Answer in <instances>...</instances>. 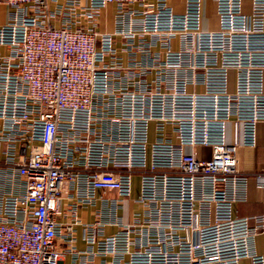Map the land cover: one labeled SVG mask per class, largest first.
<instances>
[{
  "label": "built area",
  "instance_id": "2783aa9c",
  "mask_svg": "<svg viewBox=\"0 0 264 264\" xmlns=\"http://www.w3.org/2000/svg\"><path fill=\"white\" fill-rule=\"evenodd\" d=\"M0 3V264H264V215L234 216L250 177L264 202V172L236 157L264 121V0ZM135 176L142 213L125 223ZM106 225L117 232L99 236Z\"/></svg>",
  "mask_w": 264,
  "mask_h": 264
},
{
  "label": "crops",
  "instance_id": "0c3cea01",
  "mask_svg": "<svg viewBox=\"0 0 264 264\" xmlns=\"http://www.w3.org/2000/svg\"><path fill=\"white\" fill-rule=\"evenodd\" d=\"M83 2L86 0H82ZM170 4L175 12H181L184 7V0H181V6L175 7L170 0ZM9 8L0 3V25L4 24L7 20ZM243 11L245 13L250 11V0H243ZM114 13V6L110 5L106 9L100 12L101 28L104 31H110L112 28V15ZM202 26L205 30H214L217 27L216 17L214 14L213 2L206 1L204 3ZM209 17V18H208ZM231 135L229 128L228 137ZM198 156L206 157L204 149L197 150ZM237 168L241 173L252 176L257 172H264V121H260L256 126V144L253 147H241L237 150ZM139 194V179L133 178L132 192L129 200H126L123 204V208L119 212L121 220L125 223H131L136 218L140 217L142 213V207L135 202ZM98 195H102V192H98ZM108 196L114 197V192L107 193ZM247 201L243 203H237L234 205V216L236 217H249L253 215H264V202L263 191L256 187L255 181L250 177L248 184V196ZM100 202L94 207L82 208L78 212V217L81 223L89 224L94 223L95 215L94 211L99 209ZM117 226L106 225L99 231V236H110L116 233ZM74 247L77 251L83 252L86 250V244L83 240V228L79 225L76 227ZM255 246L258 253L264 256V232L257 235L255 240ZM63 251L65 246H62ZM110 257H95L91 264H106L110 262ZM59 264H87L85 257L79 258L76 261L73 260L71 254L64 252L61 256ZM242 264H248L246 260Z\"/></svg>",
  "mask_w": 264,
  "mask_h": 264
},
{
  "label": "rangeland",
  "instance_id": "374dc122",
  "mask_svg": "<svg viewBox=\"0 0 264 264\" xmlns=\"http://www.w3.org/2000/svg\"><path fill=\"white\" fill-rule=\"evenodd\" d=\"M172 3L175 7H180L181 6V0H172ZM209 18V17H208Z\"/></svg>",
  "mask_w": 264,
  "mask_h": 264
}]
</instances>
